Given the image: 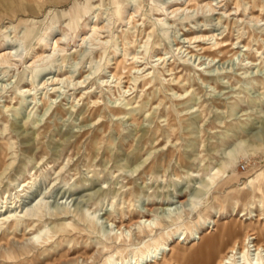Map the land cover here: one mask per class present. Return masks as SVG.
Instances as JSON below:
<instances>
[{
	"label": "rangeland",
	"instance_id": "rangeland-1",
	"mask_svg": "<svg viewBox=\"0 0 264 264\" xmlns=\"http://www.w3.org/2000/svg\"><path fill=\"white\" fill-rule=\"evenodd\" d=\"M216 39L225 55L201 50ZM5 50L0 214L42 202L54 215L35 238L42 221L0 228V264L128 263L156 242L191 253L214 221L264 243V0H0ZM44 53L52 64L33 63ZM140 212L152 230L121 237Z\"/></svg>",
	"mask_w": 264,
	"mask_h": 264
},
{
	"label": "bare ground",
	"instance_id": "bare-ground-1",
	"mask_svg": "<svg viewBox=\"0 0 264 264\" xmlns=\"http://www.w3.org/2000/svg\"><path fill=\"white\" fill-rule=\"evenodd\" d=\"M122 5L123 4L118 3L119 12H121ZM68 25L71 29H76V22L73 19V13L72 15H70V22L68 23ZM98 30L99 29L96 25L93 26L92 29L90 30L91 35L89 37L86 36L83 40L87 41L89 39H92L94 36H96V34L98 33ZM58 40L59 39H57L54 42V44H52V50L54 52L59 48L63 49L62 47H60L61 43ZM92 40H95V39H92ZM215 45H216L217 51L211 52V50L206 47L201 48V50H203L204 53L212 57L213 56L218 57L220 55H225L228 47L227 45H224V40L220 39L219 41L218 39H216ZM212 47H214V44L212 45ZM54 52L53 54L52 53L51 54L54 55ZM191 52L192 51H190V53ZM51 54L45 55L44 53V54L38 55L36 59L33 61V63L40 62V61L47 62L51 59L52 57ZM102 55L104 56V53ZM12 59H13L12 52H6V50L0 52V64L1 65L6 66V64L12 61ZM159 59H162V57H160ZM53 62H54L53 59L49 61L50 64H52ZM121 65H122V62L120 60L116 63L115 70L114 72H112L113 77L117 78L118 80H120L123 75V73L120 71ZM124 68L127 69V67H124ZM136 68L137 67L135 65L132 66V69H136ZM45 69H41V68L32 69L33 77L44 72ZM22 80L23 79L21 78L20 82ZM147 84L151 85L149 90H152L154 88V85H152L151 81L148 80ZM188 92L189 91H187V93ZM16 98H19L20 101H23L24 95H22L21 93ZM97 104H98V101L93 100V105H97ZM5 107L6 109L9 108V106L7 105ZM109 112L112 115L118 116V117L134 115L129 108L127 109L118 108L117 110L110 109ZM56 113L63 114V111L59 106L56 108ZM90 116H93L94 120H98L97 118H100V117L105 118L107 114L105 112H102L101 108L97 107L91 110ZM103 127L105 126L103 125ZM96 136L97 134L95 135V137ZM7 157H8V147L5 144L0 143V180H1V177L6 173V171L11 165L7 163L6 161ZM26 185L27 184H24V186ZM24 190L25 189H23V191ZM137 191L138 190L135 188V192ZM3 209L4 208H1V210ZM146 211L152 212L154 211V209L147 208ZM106 213L110 214V211ZM140 214H141V218L136 223H132L130 226L125 225V227L123 224L120 227L116 226L118 228V231H120L121 237L122 235H125L126 231L131 232L133 227H137L141 233L145 232L147 229L152 230L153 227L151 223L153 220L151 218H145L146 215L142 214L141 212ZM53 215L54 214H52L51 212L50 213L46 212V205L43 204L42 202L37 203L32 209H29L27 212H25L22 215L17 214V210H15V208L14 210L7 209L4 213L0 214V228L5 227L4 232H3V234H5L8 231H12L13 229L16 230L22 224H25L26 226L31 227V225L36 224L39 221L40 222L42 221L43 225L40 228H38L36 232L32 233V235L35 238L36 236H40L47 231V229L45 228L44 222H46L48 216H53ZM85 221L89 222L90 226L97 228V222L93 218H85ZM214 223H215V226H213L212 230L209 229L206 233H202V235L199 234L197 238H194L193 240L194 243L192 245L193 247H192L191 253H189L186 247L181 246L180 241H178L176 244L170 247H167V248H165L166 244L164 245V247H160V244L156 242L152 248H148L146 252L143 251L139 255V258H137L138 257L137 255H134L133 259L131 258L130 259L131 261L129 260L128 263L122 262L120 260V264H264V243L262 241L260 233H258L257 235L256 233L254 234L246 233V235L243 238L241 234L239 233L240 226L237 223L224 222L222 224H217L215 221ZM161 226H162L161 222L156 223V228H160V229L163 228ZM63 227L65 226L64 225L62 227L60 226V228H63ZM110 264H117V261H114V262L110 261Z\"/></svg>",
	"mask_w": 264,
	"mask_h": 264
},
{
	"label": "built area",
	"instance_id": "built-area-1",
	"mask_svg": "<svg viewBox=\"0 0 264 264\" xmlns=\"http://www.w3.org/2000/svg\"><path fill=\"white\" fill-rule=\"evenodd\" d=\"M242 168H243V169H245V168H246V166H245V165H242Z\"/></svg>",
	"mask_w": 264,
	"mask_h": 264
}]
</instances>
